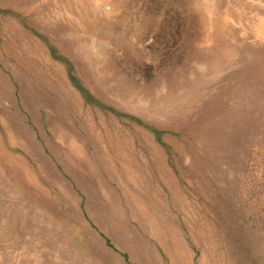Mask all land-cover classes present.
<instances>
[{"label":"rangeland","instance_id":"rangeland-1","mask_svg":"<svg viewBox=\"0 0 264 264\" xmlns=\"http://www.w3.org/2000/svg\"><path fill=\"white\" fill-rule=\"evenodd\" d=\"M0 61V264H264V0H0Z\"/></svg>","mask_w":264,"mask_h":264},{"label":"crops","instance_id":"crops-1","mask_svg":"<svg viewBox=\"0 0 264 264\" xmlns=\"http://www.w3.org/2000/svg\"><path fill=\"white\" fill-rule=\"evenodd\" d=\"M0 63H1V61H0ZM0 73H1V69H0ZM0 78H1V75H0ZM4 80L5 81L2 84L3 92L6 89L7 96H10L9 94H11V91L13 90V88H12V86L10 85V83L6 79H4ZM15 98H16V95H15V92H13V94L10 97V99L6 100V103L7 102L13 103L16 100Z\"/></svg>","mask_w":264,"mask_h":264}]
</instances>
